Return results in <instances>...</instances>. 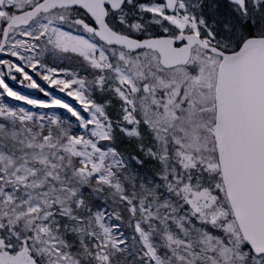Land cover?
I'll list each match as a JSON object with an SVG mask.
<instances>
[{
	"label": "snow or ice",
	"instance_id": "1",
	"mask_svg": "<svg viewBox=\"0 0 264 264\" xmlns=\"http://www.w3.org/2000/svg\"><path fill=\"white\" fill-rule=\"evenodd\" d=\"M0 264H264V0H0Z\"/></svg>",
	"mask_w": 264,
	"mask_h": 264
}]
</instances>
